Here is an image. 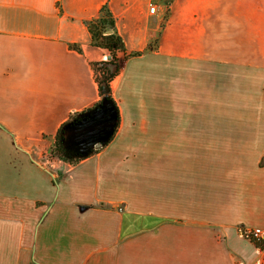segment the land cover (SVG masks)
I'll use <instances>...</instances> for the list:
<instances>
[{"label": "crops", "instance_id": "1", "mask_svg": "<svg viewBox=\"0 0 264 264\" xmlns=\"http://www.w3.org/2000/svg\"><path fill=\"white\" fill-rule=\"evenodd\" d=\"M103 5L139 54L111 81L116 132L71 164L50 150L100 99ZM136 140L198 144L120 151ZM263 157L264 0H0V264H264L240 231L264 229Z\"/></svg>", "mask_w": 264, "mask_h": 264}, {"label": "trees", "instance_id": "2", "mask_svg": "<svg viewBox=\"0 0 264 264\" xmlns=\"http://www.w3.org/2000/svg\"><path fill=\"white\" fill-rule=\"evenodd\" d=\"M85 24L91 36V45L106 49L109 52V57L106 60L92 63L100 99L91 107L72 115L61 124L55 134L54 143L50 150L51 156L71 164L99 150V148L95 147L96 140L84 146H79L75 143L79 136L72 129L83 117L97 110L110 112L111 127L108 133L109 139L103 142L102 146L106 145L116 132L120 116L117 103L112 96L111 81L120 73L122 64L128 57L139 54V52H134L122 57L117 56V52H124V42L115 30V19L107 5L101 6L98 15L86 21ZM150 47H152V44L149 43L147 48ZM260 164L264 165V157L261 159ZM256 244L262 247L259 242H256Z\"/></svg>", "mask_w": 264, "mask_h": 264}, {"label": "rangeland", "instance_id": "3", "mask_svg": "<svg viewBox=\"0 0 264 264\" xmlns=\"http://www.w3.org/2000/svg\"><path fill=\"white\" fill-rule=\"evenodd\" d=\"M149 82V81H148ZM151 83H154L157 93L156 96L160 95L162 93V91H164L165 85H164V76H161L159 73L157 74V78H156V84L155 82L151 81ZM146 84V83H145ZM139 101V100H137ZM164 101V99H162V97L160 98V96L157 97V102L159 107H164V104H161L160 102ZM126 115H127V111H125ZM132 115H135V119L137 120V124L140 122L139 120L141 118H150V112L148 111L146 114L140 111H132L130 112ZM182 113V114H181ZM165 116V111H159L157 112L156 115H154L152 118L148 119V121L151 120H157L158 121H162L163 117ZM172 117L174 119V121H182L183 119H186L187 117L184 116L183 111H174L172 112ZM108 133L103 136V138L101 140V146L102 143L107 141L109 139L108 137ZM97 141V143H98ZM124 145L121 147L120 151L122 152H127V154H132L133 152L139 151V150H148L150 149L152 152H154L155 150L158 151H162L165 154V151L167 149H170L174 152H178L182 151L183 148H191L194 147L195 145H197V142H187V141H182V140H178V141H134V142H127V143H123ZM150 150H148L147 152H149ZM145 152V153H147ZM170 152V151H169ZM177 154H175L176 156H178ZM179 159V158H178ZM148 160V159H147ZM181 160V159H180Z\"/></svg>", "mask_w": 264, "mask_h": 264}, {"label": "flooded vegetation", "instance_id": "4", "mask_svg": "<svg viewBox=\"0 0 264 264\" xmlns=\"http://www.w3.org/2000/svg\"><path fill=\"white\" fill-rule=\"evenodd\" d=\"M110 117H111L110 112L99 111V110L93 111L92 113L83 117L81 121L77 122L73 126L72 129L73 132H75L79 136L78 140L74 142L77 143L79 146H84L89 143H92V141L95 142L98 136L100 137L102 135L107 134L111 127ZM88 120H90V122L93 121V126L91 131L90 130L88 131L86 127L83 128L82 126L83 125L82 123H85Z\"/></svg>", "mask_w": 264, "mask_h": 264}, {"label": "built area", "instance_id": "5", "mask_svg": "<svg viewBox=\"0 0 264 264\" xmlns=\"http://www.w3.org/2000/svg\"><path fill=\"white\" fill-rule=\"evenodd\" d=\"M157 7L155 4L150 3L149 12L151 14L156 13ZM242 235L246 238L259 242L262 245V249L264 250V229L260 227H242L240 229Z\"/></svg>", "mask_w": 264, "mask_h": 264}, {"label": "water", "instance_id": "6", "mask_svg": "<svg viewBox=\"0 0 264 264\" xmlns=\"http://www.w3.org/2000/svg\"><path fill=\"white\" fill-rule=\"evenodd\" d=\"M87 123V124H86ZM83 125V128H85L86 127V129L89 131H91L92 130V126H93V121H91L90 122V120H88V121H86L85 123H82ZM88 127V128H87ZM109 133V132H108ZM106 135V134H105ZM105 135H102V136H98L97 137V140L96 141H98V140H101L102 138H103V136H105ZM95 147L98 149V148H100L101 147V141H98V143L96 142L95 143Z\"/></svg>", "mask_w": 264, "mask_h": 264}]
</instances>
